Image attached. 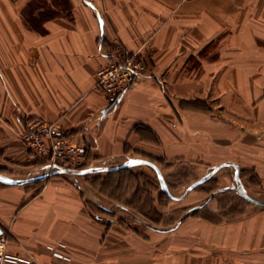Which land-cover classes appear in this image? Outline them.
Here are the masks:
<instances>
[{
	"label": "crops",
	"instance_id": "crops-1",
	"mask_svg": "<svg viewBox=\"0 0 264 264\" xmlns=\"http://www.w3.org/2000/svg\"><path fill=\"white\" fill-rule=\"evenodd\" d=\"M117 44L147 70L110 104L97 70ZM31 116L71 127L89 166L143 157L168 178L234 162L246 191L264 199V0H0L1 173L45 172L21 138ZM235 164L173 198L202 204L168 224L128 214L141 208L119 202L111 171L0 183L8 260L264 264V206L222 198L236 190Z\"/></svg>",
	"mask_w": 264,
	"mask_h": 264
},
{
	"label": "built area",
	"instance_id": "built-area-1",
	"mask_svg": "<svg viewBox=\"0 0 264 264\" xmlns=\"http://www.w3.org/2000/svg\"><path fill=\"white\" fill-rule=\"evenodd\" d=\"M147 70V65L125 46L117 44L109 53V61L97 70V86L110 104L116 103ZM21 138L36 158L44 161L45 171L55 170L53 165L84 168L89 164L87 146L74 139L73 129L41 116H31L24 121ZM89 166V165H88ZM9 238L6 231L0 233V264L8 260ZM65 260V257H61Z\"/></svg>",
	"mask_w": 264,
	"mask_h": 264
},
{
	"label": "rangeland",
	"instance_id": "rangeland-1",
	"mask_svg": "<svg viewBox=\"0 0 264 264\" xmlns=\"http://www.w3.org/2000/svg\"><path fill=\"white\" fill-rule=\"evenodd\" d=\"M140 164L143 163H138L135 166L126 168L125 171L120 172L119 176L112 177L113 182H116L117 184L112 183V186L109 187V189L111 188L112 191L113 189H115L116 185H121V192L119 191V202L127 205L133 204L135 202L141 208V211L130 210L131 213L128 214H132L133 216H135V218H141L142 216L150 218V216L148 215L150 214L153 219L163 221L165 224H168L173 219H179L184 216L186 211L201 206L202 202H193L188 206L181 207L182 202L175 201L163 191L156 171L149 165L142 166ZM162 165L166 168L167 163L163 161ZM191 172L192 173L190 176L185 175L184 172V175L179 174L165 178L167 187L171 191V193H173L174 195H181L187 185H189L193 180L202 175V173H196L193 171ZM61 174L67 176L68 178H71V180L75 183L84 180V178L90 177H87V175H71L67 173ZM233 181L234 184H236V179H234ZM118 182L120 184H118ZM0 183L2 182L0 181ZM36 184L41 185V181L28 183V185ZM217 186H219V183L212 181L206 182L205 184H202L197 188L212 189ZM251 194L255 196V193ZM239 197L240 196L237 189L235 191H227L222 193V198L224 199L226 205L232 202H236V200H242V198ZM149 205L151 207H149Z\"/></svg>",
	"mask_w": 264,
	"mask_h": 264
},
{
	"label": "water",
	"instance_id": "water-1",
	"mask_svg": "<svg viewBox=\"0 0 264 264\" xmlns=\"http://www.w3.org/2000/svg\"><path fill=\"white\" fill-rule=\"evenodd\" d=\"M138 163H143V164H147V165L151 166L156 171L163 190H165L169 194V196L171 198H174V199H181V198L185 197L194 187H196L200 183L208 180L223 165L228 164V163L235 164L234 162H223V163L215 165L208 173H206L202 177H200L197 180H195L194 182H192L186 188V191L184 192V194L181 196H175L170 192V190L167 187V183H166V180H165L164 175L162 173V170L158 166V164L152 160H149V159H146L143 157H136V158L133 157V158H130L125 163L114 165V166L90 165V166H87L84 168H70V167H65V166H60V165L55 164V165H53L54 167H56L55 170L45 171L42 174L31 175V176H27L24 178L12 177V176H9V175H6V174H3L0 172V181L2 183H5V184L22 185V184L31 183V182H35V181L45 179V178H47L51 175H54V174L67 173V174H74V175L75 174L85 175V174L99 172V171H105V170L106 171L119 170V169H123V168L133 166V165L138 164ZM235 165L237 166L236 171H235V179H236L235 188L237 189L238 193L241 196H243L245 199L253 202L254 204H257L259 206H264V199L256 198L246 191V189H245V187L241 181V178H240V168L237 164H235ZM43 169H45V168H43Z\"/></svg>",
	"mask_w": 264,
	"mask_h": 264
},
{
	"label": "trees",
	"instance_id": "trees-1",
	"mask_svg": "<svg viewBox=\"0 0 264 264\" xmlns=\"http://www.w3.org/2000/svg\"><path fill=\"white\" fill-rule=\"evenodd\" d=\"M195 102H197L196 100H195ZM37 160V162L40 164V165H42V164H44V161L43 160H41V159H39V158H36ZM89 165V164H88ZM87 165V166H88ZM125 169L126 168H123V169H119V170H113V171H111L110 172V174H120V172L121 171H125ZM89 176H91V174H87V177H89ZM44 181V180H43ZM43 181H41V182H43ZM168 196H169V194L165 191V190H163ZM170 197V196H169ZM171 198V197H170Z\"/></svg>",
	"mask_w": 264,
	"mask_h": 264
},
{
	"label": "flooded vegetation",
	"instance_id": "flooded-vegetation-1",
	"mask_svg": "<svg viewBox=\"0 0 264 264\" xmlns=\"http://www.w3.org/2000/svg\"><path fill=\"white\" fill-rule=\"evenodd\" d=\"M233 186L235 187V184H233ZM236 189V188H235Z\"/></svg>",
	"mask_w": 264,
	"mask_h": 264
}]
</instances>
